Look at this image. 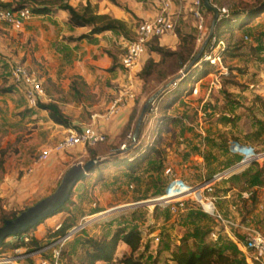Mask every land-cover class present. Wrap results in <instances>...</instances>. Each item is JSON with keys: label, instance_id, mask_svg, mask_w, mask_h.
<instances>
[{"label": "rangeland", "instance_id": "obj_1", "mask_svg": "<svg viewBox=\"0 0 264 264\" xmlns=\"http://www.w3.org/2000/svg\"><path fill=\"white\" fill-rule=\"evenodd\" d=\"M50 1L28 0L31 9L43 2L50 12L37 14L19 29L0 23V215L19 213L52 193L70 166L105 158L96 171L77 182L65 210L44 218L22 236L26 243L37 239V248H8L0 258L12 260L6 264L50 262L59 247V264H80L86 237L101 239L122 228H137L141 232L139 252L149 258L159 247L172 249L185 242L194 248L204 241L224 247L234 259L231 264H258L253 258L246 259L235 241L236 237L244 239L251 229L264 236V156L212 181L215 206L232 223L231 228L207 215L192 195L179 205L170 186L175 180L190 189L208 182L240 161L241 148L264 155V0H210L220 12L219 18H225L224 25L214 27L221 42L204 56L203 65L189 68L209 32L213 14L200 2L204 22L200 31L193 17V0H171L173 33L166 42L162 36L148 43L139 64L131 70L120 63L124 44L139 23L160 14V0H69L78 10L88 3L95 12L125 24L124 33L108 30L81 39L76 38L89 29L73 27L66 13L56 10ZM180 35L189 42L193 39L188 47L192 45L194 54L182 71L192 68L194 78L175 91L167 84L176 75L164 80L155 72L142 80L145 60L158 59L150 46L178 49ZM217 56L220 61L215 60ZM15 63L23 64L39 79L44 91L41 102H56L71 118L75 127L66 129L92 126L105 140L52 153L34 166L38 153L57 142L66 130L54 124L45 111L28 105L23 87L11 76ZM201 67L206 73L196 80ZM121 95V104L112 109ZM126 97L133 102L129 123L122 109ZM143 107L146 110L139 119ZM127 147L120 155L106 157ZM132 161L131 168L128 163ZM154 198L170 200L148 204ZM137 202L144 203L114 211ZM61 224L71 225L65 233L76 228L62 245L56 241L65 233H54ZM212 231H218L217 240L210 236ZM124 247L119 242L111 262L94 264H120L117 260ZM169 252L163 251L160 260Z\"/></svg>", "mask_w": 264, "mask_h": 264}, {"label": "trees", "instance_id": "obj_2", "mask_svg": "<svg viewBox=\"0 0 264 264\" xmlns=\"http://www.w3.org/2000/svg\"><path fill=\"white\" fill-rule=\"evenodd\" d=\"M200 2L203 7V0H200ZM50 3L56 6V10H62L66 12L68 16V21L72 26L86 27L89 29L88 33H85L77 37L76 39L89 38L93 35H97L108 30H116L121 33L125 32L124 22L119 19L113 18L108 14L95 12L88 3L82 8V10H78L74 6H72L69 3V0H51ZM47 6L48 5L42 2L38 3L37 7H35L34 9H30L32 10L34 15L49 13L50 9ZM0 7L10 8L13 10L21 7H29V2L28 0H5L0 2ZM238 17L240 18V16ZM223 18H218L215 27L218 26V24H221V22L222 25H224L223 22L225 18ZM213 38H215L214 42H212ZM216 38L217 35L214 31L207 44L205 45L204 50L202 51L193 66H197L198 64L201 66L203 65V63L206 62L203 61L204 56H206L207 53H212L211 49L213 48V46L221 42V40ZM154 39L158 38H153L148 43H150ZM180 40L182 42V46L175 50L166 49L161 45L150 46V50L158 54V59L154 60L153 58L149 57L145 60L140 71V78L142 80H148L151 76L153 77V74H155L156 72L157 75H159L160 77H162V79L165 80L168 77L175 76L180 71H182L186 62L193 56L194 53L192 51L193 39H191V42H189L184 35H180ZM189 43L192 44L191 48L188 47ZM221 52L222 51H220V54H222ZM202 67L201 70H203ZM191 69L185 72V74L181 77L177 84L171 88V90L175 91L177 89H180V87L185 86L182 84H186L189 78H194V74L190 72ZM205 73V70L198 73L196 80L200 79L201 76ZM36 106L40 110L45 111L47 113L48 118L54 124L62 126L64 128L75 127V125H73L72 123L71 118L61 111L56 102L49 101L47 103H43L38 100ZM130 119H132V117L128 116V123L130 122ZM91 156L96 157V154L92 153ZM99 162H97L94 166L89 169L87 175L98 169ZM134 162L135 161L128 163L130 167L132 164H134ZM86 176L83 179H85ZM71 196L72 192L66 203L53 214L58 213L61 210H65L67 204H69L70 202ZM17 214L18 212L15 211L2 213L0 215V227L4 225L6 220L14 219ZM41 222L42 220L36 225L40 224ZM36 225L32 226L31 228L35 227ZM70 227L71 225L69 224H61L54 233L55 235H62ZM31 228L14 235H8L4 237L3 240L0 242V253L8 248L15 249L23 246L28 249L37 248L39 246L37 239H29L28 243L24 242L23 240H20V237L27 235L28 231ZM217 235L219 237L218 231ZM119 242H121L125 246L124 252L119 256L117 260V262L120 264H231L234 260L230 257L229 253L224 251V247H222L220 244L215 245L206 243L204 241L198 243L194 248L188 247L185 242L176 245L172 249L169 248L168 245L164 246L163 248L159 247L157 251H155L156 255L154 257L149 258V256H145L139 252V248L141 245V232L137 228H130L128 230L122 228L109 237H104L101 239L86 237L83 240V246L85 248L80 264H94L97 261H103L104 263L111 262L113 259L114 249ZM163 251L170 252L165 256L163 260H160V255ZM58 259L57 264H59ZM53 262L54 260L52 259L49 263L52 264Z\"/></svg>", "mask_w": 264, "mask_h": 264}, {"label": "built area", "instance_id": "obj_3", "mask_svg": "<svg viewBox=\"0 0 264 264\" xmlns=\"http://www.w3.org/2000/svg\"><path fill=\"white\" fill-rule=\"evenodd\" d=\"M5 1V0H2ZM161 1V12L159 15L154 17L150 20H145L136 27L134 36L127 40L124 44V51L120 59L121 65L127 69L131 70L133 67H136L142 55L144 54L148 42L153 38H160L162 36H167L173 33L174 30V23L171 19V15L169 13L171 0H160ZM193 17L196 21L198 29L201 31L204 29V22L202 12L199 9V0H193ZM33 12L30 7H21L18 9H10V8H1L0 7V23L10 26L14 29H19L23 26V24L33 17ZM204 35V32L203 34ZM201 37L197 39L200 41ZM210 57V56H209ZM215 60L220 61L219 56L216 57ZM11 76L13 78L14 83L23 87L24 95L26 101L30 107H34L37 104V101L40 100L44 96L43 87L39 81V79L34 75L32 71H29L23 64L15 63L11 66ZM179 81V80H178ZM173 83L170 87H174L177 82ZM191 92L193 94L196 93V87L193 86ZM122 94V93H121ZM124 94V93H123ZM122 94V95H123ZM122 95L119 96L114 103L112 104L111 108H115L118 104H121ZM128 97H131V93ZM118 107V106H117ZM152 111V110H150ZM105 140V135L98 131L97 129L93 128L92 126H85L79 131H74L71 129H66V132L63 136L55 142L52 146L45 147L42 149L36 159L34 160L33 165H37L39 163L44 162L52 153L62 152L64 150H68L76 145H94L96 143L103 142ZM241 159L240 161L233 166L232 168L214 175L208 182L200 184L193 189L188 188L182 182L174 181L170 188L174 187L176 183H180L189 190L190 192L183 193L182 195H178L176 198L179 205H182L183 199L186 196L192 195L195 200L202 206L203 211L212 217L215 221H222L225 223V226L231 228L232 223L224 219V217L219 213L215 206L216 198L212 196L213 194V187L212 184L215 179H220L221 177H226L229 174L236 171L237 168L244 167L248 165L252 161L258 160L261 158L262 154H254L250 148H241L238 151ZM32 168L28 169V173H30ZM169 188V189H170ZM204 192L207 194L205 196ZM172 198V199H173ZM170 200V199H169ZM168 199L161 200L156 203H167ZM154 203V204H156ZM205 204H209L211 206L210 209H206ZM172 211L176 210L175 206H172ZM76 231V228L71 229L63 237L57 239L56 243L62 242L67 240L71 234ZM247 236L244 239H237L238 248H240L246 259L251 261L250 259L253 258L255 262L258 264H264V236L261 232L256 229L248 230ZM210 236L217 240L218 235L217 232L212 231ZM26 238L20 237V240ZM60 248H56L53 251L52 258L54 262L52 264H57V259L59 257ZM12 260L8 259L7 257L0 258V264H6L11 262ZM37 264H50L46 260H40Z\"/></svg>", "mask_w": 264, "mask_h": 264}, {"label": "water", "instance_id": "obj_4", "mask_svg": "<svg viewBox=\"0 0 264 264\" xmlns=\"http://www.w3.org/2000/svg\"><path fill=\"white\" fill-rule=\"evenodd\" d=\"M203 6L205 7L206 10H209L213 14L210 29L201 48L199 49L198 53L192 58L187 68L194 65V63L197 61L200 54L204 50L205 45L207 44L208 40L213 34L216 21L218 20L220 15V12L215 6H213L210 3V0H203ZM185 71H181L180 74L173 77L167 84V88L170 87L176 81L180 80ZM145 110L146 107H143L139 119H141V117L144 115ZM129 148L130 147H127L126 149L115 150L106 157L120 155ZM104 158L105 156L96 157L94 159L87 161L85 164L77 163L70 166L63 173L58 185L56 186V188L53 190L52 193L38 200L34 204L28 206L24 210L20 211L14 219L5 221L4 225L0 227V242L3 240L4 237L23 232L31 228L32 226L36 225L47 216L59 210L69 199L71 192L74 186L77 184V182L83 179L87 175L89 169L92 166H94L97 162L101 161ZM143 203L144 202L142 203L137 202L134 203L133 205H129L121 209H116L114 211H119V210L121 211L124 209L135 208Z\"/></svg>", "mask_w": 264, "mask_h": 264}, {"label": "bare ground", "instance_id": "obj_5", "mask_svg": "<svg viewBox=\"0 0 264 264\" xmlns=\"http://www.w3.org/2000/svg\"><path fill=\"white\" fill-rule=\"evenodd\" d=\"M191 190H189L188 188H186L185 186H183L182 184L180 183H176L173 187V194L175 196H178V195H182L183 193H187V192H190ZM157 198H154V199H151L149 200V203L150 205L156 203V202H159V201H156ZM154 200V201H153ZM205 207L206 209H210L211 206H209V204H205ZM236 242V245H238V241H235Z\"/></svg>", "mask_w": 264, "mask_h": 264}, {"label": "crops", "instance_id": "obj_6", "mask_svg": "<svg viewBox=\"0 0 264 264\" xmlns=\"http://www.w3.org/2000/svg\"><path fill=\"white\" fill-rule=\"evenodd\" d=\"M64 12V11H63ZM66 13V12H65ZM67 15V14H66ZM36 16V14L35 15H33V17H35ZM67 18H68V16H67ZM67 21H68V19H67ZM74 27V26H73ZM76 28H83V27H76ZM168 37L167 36H164V37H162V39L164 40V42H166L168 39H167ZM166 40V41H165ZM161 44H162V41H161ZM122 109H124V119H128V116H129V114L131 113V111L133 110L132 109V107H133V102L132 101H130V99L129 98H125V104H122ZM43 111V110H42ZM59 126V125H58ZM59 127H61L62 129H63V131L64 130H66V128H64V127H62V126H59Z\"/></svg>", "mask_w": 264, "mask_h": 264}]
</instances>
